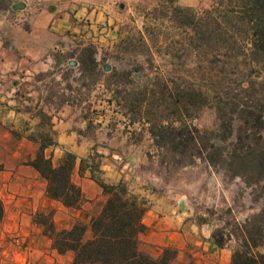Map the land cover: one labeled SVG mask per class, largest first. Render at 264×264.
Instances as JSON below:
<instances>
[{
  "label": "rangeland",
  "instance_id": "obj_1",
  "mask_svg": "<svg viewBox=\"0 0 264 264\" xmlns=\"http://www.w3.org/2000/svg\"><path fill=\"white\" fill-rule=\"evenodd\" d=\"M212 5V0H0L1 95L14 99L20 110L32 117L30 121L19 122L16 132L27 131L29 138L52 136L56 141L57 131L51 122L52 116H56L62 121V132L67 138L62 144L67 147L61 150L62 157L66 153L76 157L72 178L81 188L83 179L91 180L88 166L91 162L99 163L96 177L108 184L126 183L130 190L147 200V207L152 196L183 197L199 224L208 225L212 232L234 231L237 223L258 212L261 201L254 200L256 188L245 186L239 179H230L202 161L186 167L163 162L162 151L153 146L148 124L141 119L159 120L164 116L160 113L162 109L150 108L146 101L141 103L135 96L145 91V83L148 93L153 89L159 96L161 86H152L153 72L175 68L181 73L187 69L166 66L165 47L171 43L170 52L176 60L181 53L177 50L183 47L186 37L182 23L189 24L193 13H202ZM176 8L189 9L192 13L179 12ZM49 12L53 13L52 19L57 15L67 16L74 30L62 36L57 47L42 59L44 64L18 60L14 43L23 41L25 33L48 18ZM124 42H131L134 51L123 52ZM86 50L93 53L97 69L104 73L95 84L92 77L81 76L79 71L77 61ZM151 54L153 63H150ZM137 64L144 66L143 74L148 78L136 73ZM26 70L29 73L24 74ZM121 75L131 82L117 84ZM106 88H121L131 95L123 93L120 96L125 99L118 100ZM192 124L200 131L212 130L213 108H203ZM81 160H85L82 174L79 173ZM59 161L55 160L54 164ZM85 190L92 197L86 199L84 193L85 201L77 210H65L39 200L31 208V218L25 220L28 235L20 234V221L14 231L0 236V261L73 264V253L59 254L53 250L51 241L34 219L38 212L51 213L57 229L81 221L86 226L84 239H89L90 219L100 211L105 197L102 193L94 195L88 187ZM227 244L235 245L233 241ZM259 251L264 253V246Z\"/></svg>",
  "mask_w": 264,
  "mask_h": 264
},
{
  "label": "trees",
  "instance_id": "obj_2",
  "mask_svg": "<svg viewBox=\"0 0 264 264\" xmlns=\"http://www.w3.org/2000/svg\"><path fill=\"white\" fill-rule=\"evenodd\" d=\"M212 1L211 9L195 12L189 24L182 23L186 37L176 60L170 52L171 43L165 47L164 64L187 69L181 73L175 68L153 72L152 86H161L159 96L153 89L148 93L146 83L145 91L135 95L150 108L162 109L163 118H139L148 124L153 146L162 151L166 164L186 167L202 161L230 179L256 188L254 200L261 201L258 212L237 223L234 231L215 230L211 237L217 247L231 249L230 264H264V253L259 251L264 246V0ZM176 11L192 13L184 8ZM122 49L130 52L135 47L124 42ZM77 62L81 76L92 77V84L104 74L97 69L89 50ZM137 67L136 73L148 78L143 74L144 66ZM120 78L124 81L116 80L117 84L131 82L126 76ZM106 89L118 100L125 99L120 96L123 93L131 95L121 88ZM139 95L143 97L140 99ZM208 106L215 112V126L200 131L192 121ZM30 139L39 148L28 165L45 182L46 197L66 209H80L85 199L80 185L72 178L76 157L66 153L54 164L51 156L45 154V149L56 144L52 136ZM84 163L81 160L80 174ZM88 168L90 179L105 197L100 211L90 219L91 236L84 239L86 226L81 221L57 229L51 213L38 212L34 223L42 228L52 249L59 254L72 252L73 264H170L172 250L164 249L153 257L140 246L138 237L145 230L142 218L147 200L126 183L108 184L96 177L99 163L91 162ZM3 216L0 199V221ZM228 241L235 245L229 246Z\"/></svg>",
  "mask_w": 264,
  "mask_h": 264
},
{
  "label": "crops",
  "instance_id": "obj_3",
  "mask_svg": "<svg viewBox=\"0 0 264 264\" xmlns=\"http://www.w3.org/2000/svg\"><path fill=\"white\" fill-rule=\"evenodd\" d=\"M49 15L39 24H34L31 30L25 33L23 41L14 43L18 60L44 64L42 59L56 48L62 36L73 28L67 16L57 15L52 19L53 13L49 12ZM27 72L29 73L26 70L24 74ZM25 114L20 110L19 103L2 96L0 91V198L4 205L0 236L14 231L20 221V234L28 235L25 220L31 218V208L39 200L44 204H55L67 210L60 203L46 197L45 182L38 172L28 165L39 145L30 140L27 131L16 132L19 122L26 119L30 121L32 118ZM51 122L52 128L57 131L56 144L45 149V153H49L48 156H51L54 163L55 160L61 159V150H67V147L62 145L66 143L67 138L62 132V121L52 116ZM15 133L18 134L17 137ZM83 180L81 189L83 194H86V199H91L92 194L87 193L85 187L90 188L94 195L102 193L92 180ZM142 223L145 230L138 237L142 248L149 250L155 257L164 249L172 250L174 255L170 264L231 262V249L219 248L213 243L212 230L208 225L196 221L183 197L152 196ZM68 227L70 226L65 228ZM3 263L5 260L0 261V264Z\"/></svg>",
  "mask_w": 264,
  "mask_h": 264
},
{
  "label": "water",
  "instance_id": "obj_4",
  "mask_svg": "<svg viewBox=\"0 0 264 264\" xmlns=\"http://www.w3.org/2000/svg\"><path fill=\"white\" fill-rule=\"evenodd\" d=\"M106 70H108V68H105Z\"/></svg>",
  "mask_w": 264,
  "mask_h": 264
}]
</instances>
